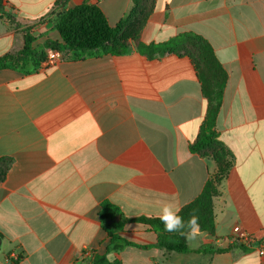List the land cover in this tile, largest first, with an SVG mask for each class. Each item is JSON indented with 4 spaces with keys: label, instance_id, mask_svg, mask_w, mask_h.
Here are the masks:
<instances>
[{
    "label": "crops",
    "instance_id": "1",
    "mask_svg": "<svg viewBox=\"0 0 264 264\" xmlns=\"http://www.w3.org/2000/svg\"><path fill=\"white\" fill-rule=\"evenodd\" d=\"M4 1L13 21L0 18V57L22 49L26 29L34 48L61 43L54 21L83 3L98 5L111 27L133 9L132 0ZM136 20L120 55L62 54L31 73L0 69V264H86L87 249L104 255L111 241L104 202L127 218H159L165 203L181 210L201 195L217 167L190 150L207 110L198 75L187 57L150 58L139 47L184 33L206 39L228 74L216 131L233 165L214 200L215 235L169 252L154 247L147 226L128 224L121 235L150 248L107 259L264 264L256 245L228 240L236 226L264 238V0H154L138 39Z\"/></svg>",
    "mask_w": 264,
    "mask_h": 264
},
{
    "label": "trees",
    "instance_id": "2",
    "mask_svg": "<svg viewBox=\"0 0 264 264\" xmlns=\"http://www.w3.org/2000/svg\"><path fill=\"white\" fill-rule=\"evenodd\" d=\"M68 1L62 0L57 6L61 7ZM132 2L133 9L128 17L116 27L109 25L104 13L96 4L83 3L62 12L54 21V27L60 33L62 42L48 41L42 49L34 48L36 39L31 34V29L24 30V46L14 55L0 57V69H13L22 73L34 72L41 67L49 49L69 55L72 59L102 54L120 55L128 51L130 44L121 40L123 31L134 19H137L135 38L138 39L154 9V0H132ZM5 7V1L0 0L1 14H4ZM8 20L13 21L9 16ZM139 47L142 53L150 58H160L167 54L187 57L198 75L203 95L207 101V110L198 139L190 146V150L192 153L213 160L217 171L208 180L201 195L184 206L179 215L183 217L185 224L192 214L197 215L201 232L214 236L216 231L214 200L218 195L219 186L233 165L231 152L220 141V136L216 131V122L222 107L228 74L209 42L194 33H184L159 44H140ZM5 163L6 159H0L1 167ZM4 170L5 166L2 168V171ZM3 176L4 174H1L0 178ZM99 217L111 241L106 254H95L91 260L85 261L86 264H121L119 261H109L107 255L120 252L125 247L138 246L121 235L124 227L133 223L145 225L157 235V243L154 247L163 248L169 252H190L187 240L178 233L166 232L159 218H127L118 207L110 202H104L101 205ZM184 231L187 229L185 228ZM138 247L150 248L149 246Z\"/></svg>",
    "mask_w": 264,
    "mask_h": 264
},
{
    "label": "clouds",
    "instance_id": "3",
    "mask_svg": "<svg viewBox=\"0 0 264 264\" xmlns=\"http://www.w3.org/2000/svg\"><path fill=\"white\" fill-rule=\"evenodd\" d=\"M180 209L174 207L172 203H165L161 208L159 219L164 225V230L169 233H178L187 241H193L203 235L200 229L199 217L192 214L185 224L182 216L179 215ZM187 231H184V229Z\"/></svg>",
    "mask_w": 264,
    "mask_h": 264
},
{
    "label": "built area",
    "instance_id": "4",
    "mask_svg": "<svg viewBox=\"0 0 264 264\" xmlns=\"http://www.w3.org/2000/svg\"><path fill=\"white\" fill-rule=\"evenodd\" d=\"M7 13L6 11L4 12V14L0 13V18H6L7 17ZM62 54L58 53L56 51L53 50H47L46 53V58L42 63L43 67H50V66H54L56 65L59 61H61L62 59ZM231 243H240L242 245H246V246H253L256 245L258 247V253L260 256H264V238H259L257 237V235L252 234V233H248L247 231H245L241 226H236L233 229V232L230 236V238L228 239ZM95 255V253L90 250L87 249L84 253V258L91 260L93 258V256Z\"/></svg>",
    "mask_w": 264,
    "mask_h": 264
},
{
    "label": "water",
    "instance_id": "5",
    "mask_svg": "<svg viewBox=\"0 0 264 264\" xmlns=\"http://www.w3.org/2000/svg\"><path fill=\"white\" fill-rule=\"evenodd\" d=\"M0 243H1V240H0Z\"/></svg>",
    "mask_w": 264,
    "mask_h": 264
}]
</instances>
